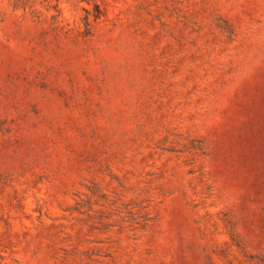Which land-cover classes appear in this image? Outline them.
I'll use <instances>...</instances> for the list:
<instances>
[{
	"label": "rangeland",
	"instance_id": "374dc122",
	"mask_svg": "<svg viewBox=\"0 0 264 264\" xmlns=\"http://www.w3.org/2000/svg\"><path fill=\"white\" fill-rule=\"evenodd\" d=\"M0 264H264V0H0Z\"/></svg>",
	"mask_w": 264,
	"mask_h": 264
}]
</instances>
